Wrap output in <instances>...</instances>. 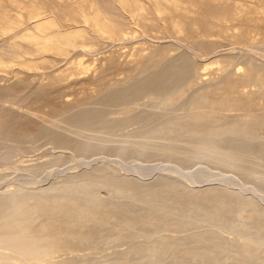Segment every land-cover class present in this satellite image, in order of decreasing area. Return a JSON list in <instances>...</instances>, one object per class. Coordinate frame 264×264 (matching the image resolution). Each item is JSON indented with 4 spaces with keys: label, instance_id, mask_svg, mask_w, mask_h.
<instances>
[{
    "label": "bare ground",
    "instance_id": "obj_1",
    "mask_svg": "<svg viewBox=\"0 0 264 264\" xmlns=\"http://www.w3.org/2000/svg\"><path fill=\"white\" fill-rule=\"evenodd\" d=\"M169 45L37 135L0 137V180L13 183L0 189V264H264V135L245 116L213 120L185 90L204 55L264 71V47ZM135 98L132 115L110 117Z\"/></svg>",
    "mask_w": 264,
    "mask_h": 264
},
{
    "label": "rangeland",
    "instance_id": "obj_2",
    "mask_svg": "<svg viewBox=\"0 0 264 264\" xmlns=\"http://www.w3.org/2000/svg\"><path fill=\"white\" fill-rule=\"evenodd\" d=\"M169 41L264 47V0H0V137L16 142L37 135L46 122L93 102L155 56L176 53ZM224 58L204 55L185 90L198 88L209 105L202 111L213 120L245 116V129L264 135V71ZM133 101L110 117L132 115L142 99ZM7 181L0 180V189L12 186Z\"/></svg>",
    "mask_w": 264,
    "mask_h": 264
}]
</instances>
